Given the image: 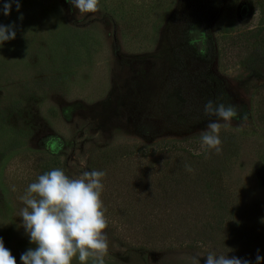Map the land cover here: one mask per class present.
I'll return each instance as SVG.
<instances>
[{"label": "rangeland", "instance_id": "1", "mask_svg": "<svg viewBox=\"0 0 264 264\" xmlns=\"http://www.w3.org/2000/svg\"><path fill=\"white\" fill-rule=\"evenodd\" d=\"M263 2L100 0L80 13L68 0H20L4 15L0 0V24L16 31L0 45V237L17 264L35 247L20 197L54 163L70 178L96 165L109 174L105 264L264 256V50L237 36L259 25ZM209 100L239 113L218 121L220 153L201 147L217 120ZM144 154L156 169L184 164L161 219L137 178Z\"/></svg>", "mask_w": 264, "mask_h": 264}, {"label": "clouds", "instance_id": "2", "mask_svg": "<svg viewBox=\"0 0 264 264\" xmlns=\"http://www.w3.org/2000/svg\"><path fill=\"white\" fill-rule=\"evenodd\" d=\"M80 13H95L99 10L100 0H68ZM19 11L20 0H5L2 11L9 15L12 4ZM22 19V16L20 17ZM15 23L0 24V45L15 39ZM206 116H215L209 120L207 130L201 134V147L205 150L222 151L219 137V120L231 122L239 113L234 105L215 103L209 100L204 105ZM242 119H247L245 115ZM227 126V125H225ZM189 172L190 165H185ZM104 171H84L77 178H70L62 169L56 168L39 175L36 182L28 185L20 197L25 205L20 209L23 227L35 245L21 254L22 264H72L78 258L79 264H105L108 254V239L105 229L108 220L101 199ZM15 191V188H13ZM205 264H252L248 259L229 257L227 254L207 252ZM264 256L255 257V264H261ZM194 264H200L199 257L193 258ZM0 264H17L16 258L4 245L0 237Z\"/></svg>", "mask_w": 264, "mask_h": 264}, {"label": "trees", "instance_id": "3", "mask_svg": "<svg viewBox=\"0 0 264 264\" xmlns=\"http://www.w3.org/2000/svg\"><path fill=\"white\" fill-rule=\"evenodd\" d=\"M261 10V16H260V22L259 25H257L255 28L253 29H249L243 32H240L239 34H237V36L241 37V39L244 41V43L246 45H248L249 47H254V48H259L261 50H264V2L263 4H261L260 6ZM232 25V24H231ZM227 30L225 31V33H233L235 32V28L233 26L226 28ZM144 159H146L147 164L144 167V171H141V174L137 177L139 181H144V184L146 183L147 185V189L150 188L151 190V200L153 201L154 205L152 204L153 210L151 212V215L153 217V219L159 218L161 219L164 215V212L162 210V206H160L161 201L163 200H168V198L170 196H168V194L170 195L171 193L168 192H172V188L170 187V184L172 185H180L181 181L179 179V174L181 173L182 169L180 168V164L184 165L181 163V161H177V160H166L164 162L161 163L160 168L156 169L155 167H157V165H160L157 161L152 160L153 155L151 154H144ZM58 164L54 163V167L53 168H47L45 165H41V167H39L40 170V175L45 174L46 172H49L53 169H55V167ZM211 169L209 174L211 173L212 175L217 174V168ZM95 170L97 171H104L105 170L101 167H99L98 165H96ZM177 171V172H175ZM149 174L153 175L150 176ZM109 175V174H108ZM108 175H105L106 177H108ZM104 176V177H105ZM103 177V178H104ZM102 178V180H103ZM136 178V179H137ZM145 179V180H144ZM139 181H137V184L140 185V188L142 190V187L144 186V184H141ZM175 183V184H174ZM209 185V184H208ZM138 192V190H137ZM216 193V192H214ZM172 195V194H171ZM139 198H141L144 202L146 201L143 197V195L138 196ZM158 204H156V203Z\"/></svg>", "mask_w": 264, "mask_h": 264}]
</instances>
